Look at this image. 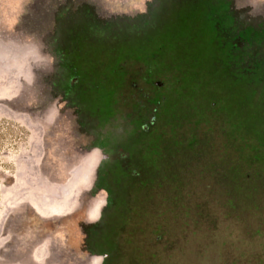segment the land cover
Here are the masks:
<instances>
[{"label":"rangeland","instance_id":"rangeland-1","mask_svg":"<svg viewBox=\"0 0 264 264\" xmlns=\"http://www.w3.org/2000/svg\"><path fill=\"white\" fill-rule=\"evenodd\" d=\"M154 3L0 0V264L102 263L85 236L109 198L107 190L94 187L102 153L85 152L88 139L99 135L113 138L111 146L132 161L153 159L160 166L159 172L150 165L136 168L159 179L151 199L141 194L140 200L156 202L163 217L164 197L183 190L188 217L165 227L157 264H247L245 254L264 246V234L251 239L243 229L245 220L255 228L264 211L225 216L221 191H210L251 179L264 200V164L239 156L240 148L242 154L248 149L243 143L257 137L248 91L219 74L207 28L187 39L188 46L166 50L165 62L155 55L133 57ZM216 5L215 24L231 49H239L237 64L264 58V0ZM61 13L90 15L96 23L84 36V48L78 46V69L89 76L80 75L87 99L82 95L79 107H66L51 84L56 58L50 37L57 35ZM207 216L216 219L208 223Z\"/></svg>","mask_w":264,"mask_h":264},{"label":"trees","instance_id":"trees-1","mask_svg":"<svg viewBox=\"0 0 264 264\" xmlns=\"http://www.w3.org/2000/svg\"><path fill=\"white\" fill-rule=\"evenodd\" d=\"M217 1L162 0L155 12V22L146 27L145 32H142L144 33L142 39L135 42L137 49L133 57L144 58L155 55L165 62L164 54L166 50L175 52L178 48L188 46L187 39L193 36L200 28H207L210 32L208 39H210L211 58L217 66L219 74L222 77L228 76L229 83L225 82L226 84L238 82L243 88L247 89L249 106L254 111L253 116L257 118L252 124L257 137H252L251 140L248 139V141L242 142L243 147H248V149H246L245 154H242L244 149L240 148L241 155L239 156L246 157L248 161L249 159L252 162L256 160V162L264 164V58L255 59L251 64L238 65L240 62L238 63L237 60L240 52L237 50L239 49H231L230 44L232 41L231 43L229 40L225 41V37L220 35V31L215 24L216 19L219 18L215 12L214 14L211 12L212 8L216 9ZM86 31L88 30L83 25L70 24L64 33H72L74 36H78L77 39L73 40V43L82 46L84 42L82 38L88 33ZM120 57L114 62L111 61L112 64L108 65L110 70L115 69L112 67H115ZM194 60L196 61V59ZM103 68L106 69L105 66ZM110 70L105 72L103 76H107ZM241 70L250 72L244 73ZM116 94L117 91L115 92L117 97ZM85 96L83 95V97ZM155 139L157 140L151 149L154 153L159 150V140L158 138ZM192 144V142H189L191 155ZM172 147L169 149L170 151ZM127 162L128 164H135L137 167L141 164L143 169L150 165L154 171H160V166L153 159L132 161L130 157ZM141 167L134 170L120 167L116 171L103 172L102 176H100L99 185L110 181L113 187H107L109 198L106 205L97 222L89 228L85 236H87L90 251L102 256L101 264H157L159 256L157 245L165 238V227L179 216L188 217L189 206L183 201V190L179 191V196L164 197L165 217L162 216L163 211H160L161 208L157 207L156 202H153L151 206L140 200L141 194L143 197L149 196L151 199L154 194V190L152 191L151 189H156L155 186L158 187L160 185L159 179L153 174H147V171H145L142 176ZM220 174L224 180L226 177H229L230 180V175L228 176L225 172ZM259 174L258 169H255V179ZM155 180L158 182L154 185ZM246 181L243 184L222 183L221 186H211L210 191L213 193L221 191L222 199H219V201L221 208L225 209V216L233 213L232 217L237 218L241 211L251 212L260 209L264 211V202H262L264 200L259 195H256L258 188L254 184V180L249 179ZM140 188H145V191L139 193ZM179 188L181 189L182 186L179 185ZM257 200L261 202H257ZM175 209L180 211L177 216ZM215 217L217 216L215 215ZM215 217L207 216L205 221L213 223L216 219ZM243 219L241 220L243 221ZM199 221L200 219H197L195 224L197 225ZM245 222L246 225L243 229L247 238L252 239L260 236V233L264 234V212L258 216L255 228L248 224V220H245ZM260 247L261 249L254 253L245 254L247 264H264V246Z\"/></svg>","mask_w":264,"mask_h":264},{"label":"flooded vegetation","instance_id":"flooded-vegetation-1","mask_svg":"<svg viewBox=\"0 0 264 264\" xmlns=\"http://www.w3.org/2000/svg\"><path fill=\"white\" fill-rule=\"evenodd\" d=\"M161 1L162 0H156V3H154V9L147 18L148 22L146 27L155 22V12L156 9L159 8V3ZM81 16H76L74 18L65 15V13L57 15V22L59 21V25L55 29L57 31V35H53L51 37L49 36L55 46L54 49H52V52L55 54L54 56L56 58L55 73L52 75L51 84L55 90L60 92L66 107H79V102L84 94L83 91L86 90L80 75L86 74L85 76H87V80L89 77L86 70L78 69L79 64L83 63L82 59H80L82 53L79 51L78 46L81 50L84 48L83 45L80 46L79 44L73 43V40L77 39L78 36H74L72 33H64L67 26L70 24L83 25L88 31L92 28V26L96 27V23L90 15L83 16L82 14ZM82 39L84 40L85 37ZM90 86L97 87V84L94 86L90 84ZM113 141H115L113 138L102 135L91 137L87 141L88 145L85 152L96 149L102 153V159L98 164L97 178L94 185L95 188H103L104 190H107V186L105 185L106 183H102V185L98 184L99 181H101L100 176H102L103 172L116 171L119 170L120 167L127 170H134L137 167L135 164H128L127 161L130 160L128 152H121V148L111 146L114 145Z\"/></svg>","mask_w":264,"mask_h":264},{"label":"crops","instance_id":"crops-1","mask_svg":"<svg viewBox=\"0 0 264 264\" xmlns=\"http://www.w3.org/2000/svg\"><path fill=\"white\" fill-rule=\"evenodd\" d=\"M94 150H95V149H92L91 151H89V153H90V152H95Z\"/></svg>","mask_w":264,"mask_h":264}]
</instances>
